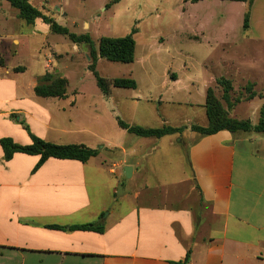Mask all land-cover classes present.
Masks as SVG:
<instances>
[{
	"label": "crops",
	"instance_id": "0c3cea01",
	"mask_svg": "<svg viewBox=\"0 0 264 264\" xmlns=\"http://www.w3.org/2000/svg\"><path fill=\"white\" fill-rule=\"evenodd\" d=\"M261 3L264 0H256L251 9L249 32L256 43H264V16L258 12ZM46 27L48 37L53 32ZM6 29L0 28V264H185L189 250L191 258L186 264H264V138L228 131L201 136L190 129L208 125L206 96L216 77L195 80L184 66V76L169 69L161 84L150 72L141 79L129 75L137 88L112 87L108 96L99 87L70 90V79L63 72L69 70L68 63L74 62L75 56H83L79 44L72 42L71 48L65 40L54 47L48 44L43 70L32 72L9 61L18 57L14 46H20L21 41L16 32L7 35ZM84 53L89 58L88 71L90 53ZM38 55H34L36 64ZM54 60L63 67L53 66ZM237 70L240 74L239 67ZM47 72L67 80L64 98L36 95L39 79ZM244 76L256 79L250 69ZM256 87L255 98H260ZM154 100L193 110L188 121L191 125L179 123L181 117L174 118L177 108L161 114L162 127L187 128L170 136L190 139L187 155L192 203L159 204L140 199L141 192L133 190L129 193L137 200L133 205L124 211L111 210L103 218L107 206L101 202L99 188L107 164L103 155L112 144L106 137L108 125L122 129L116 120L119 117L139 126L134 121L136 107ZM239 104L230 116L256 124L259 117L254 122L235 114ZM246 109L247 115L250 104ZM255 113L258 115L252 110ZM31 136L58 145H85L99 153L86 163L50 158L36 170L38 155L17 152L5 159L2 139L29 146ZM119 150L128 153L125 148ZM131 167L133 177L136 172ZM89 223L102 225L103 233L69 229Z\"/></svg>",
	"mask_w": 264,
	"mask_h": 264
},
{
	"label": "rangeland",
	"instance_id": "374dc122",
	"mask_svg": "<svg viewBox=\"0 0 264 264\" xmlns=\"http://www.w3.org/2000/svg\"><path fill=\"white\" fill-rule=\"evenodd\" d=\"M31 4L70 32L89 34L95 48H98L103 37L120 38L135 31V62L124 64L101 59L97 66L100 76L113 80L134 75L141 79L150 72L161 84L167 70L172 69L171 72L176 71L184 76L186 73L181 69L186 66L188 75L194 79L207 81L210 77H225L231 80L234 88L231 101L240 100L236 103H240V107L234 110L235 114L249 117L254 122L258 119L260 110L257 109L264 99L257 97L250 103L246 97L251 84H254L253 90L258 85L257 92L264 95V43L253 41V34L244 29L245 3L228 0H31ZM258 12L264 16V3L258 6ZM0 28H7V35L16 32L21 41L20 46H14L7 38L9 45L19 52L18 57L9 61L28 67L32 72L43 70L44 55L49 53L48 44L53 46L65 40L72 47V42L62 35L51 33L45 37L47 27L42 20H38L36 25H28L19 19L18 10L6 0H0ZM12 28L17 30L13 31ZM79 46L83 56H75L76 60L68 63L69 70L63 72L70 79L69 89H98L95 77L87 71L89 58L84 52H89L90 47L86 44ZM36 53H40L37 64L34 62ZM251 60L253 64L244 65ZM53 66L63 67L57 60H54ZM237 67L241 70L240 74ZM249 69L256 79L248 80L244 76ZM80 77L84 78L82 82L79 81ZM212 87L222 100V88L216 81ZM222 103L227 108L223 100ZM249 104L250 110L246 115ZM176 108L178 113L174 118L177 120L181 117L179 123L191 125L193 122L188 121L193 117V110L184 105H161L157 100L140 102L134 121L140 127L160 128L161 114ZM252 110L258 111V115H253ZM197 112L200 114L199 108ZM253 136L264 138V135L256 133ZM106 137L112 144L104 152L107 164L100 176L99 195L101 202L107 206L103 218L111 210L124 211L133 205L137 201L129 195L133 190L141 192L140 199H152L159 204L192 203L188 181L191 170L187 155L190 139L183 135L180 138H141L111 124L108 125ZM121 147L128 153L123 155L119 150ZM126 166H133L136 172L130 179L124 173ZM111 169L115 174L110 173ZM120 186L123 194L125 192L123 197L117 196ZM114 189L116 192L113 194Z\"/></svg>",
	"mask_w": 264,
	"mask_h": 264
},
{
	"label": "trees",
	"instance_id": "16d2710c",
	"mask_svg": "<svg viewBox=\"0 0 264 264\" xmlns=\"http://www.w3.org/2000/svg\"><path fill=\"white\" fill-rule=\"evenodd\" d=\"M13 8L18 10L19 18L25 21L28 25L35 24L37 20H42L50 27V30L55 34L66 36L71 42L76 44H86L90 47L89 57L91 63L89 70L95 76L97 86L106 96L110 94L111 88L119 89H136L137 82L132 78H116L108 80L100 76L97 71V63L99 59H106L110 62L131 64L135 61L136 40L133 31L131 34L120 38L103 37L100 39L99 46L96 49L93 46L92 39L89 34H76L69 31L68 28L59 25L53 18L46 17L39 9L31 4V0H6ZM118 1V0H115ZM232 2H242L246 4V13L244 16V29L250 28L251 9L256 0H228ZM218 86L222 88V100L227 104L224 107L213 87H209L206 96V115L208 125L190 127L191 131L200 134L201 136H209L220 131H228L232 134L237 133H256L264 134V104L259 111V120L256 124H252L250 120H239L230 116V110L240 100L231 101V93L233 92L232 81L221 77L216 80ZM68 82L54 73L47 72L39 79V83L35 88V93L39 97H54L64 98L67 91ZM254 84L248 86L246 100H253L257 93L253 90ZM264 98V95H260ZM117 123L120 128L141 138H156L161 139L166 136L182 134L187 128L163 126L160 128H144L140 126L129 125L122 119L117 117ZM32 143L29 146H19L13 143L12 140L4 138L1 140V145L4 149L5 159L10 160L17 152L28 155L40 156V161L37 164L38 169L44 162L50 158L77 160L83 163L89 159L96 157L99 153L97 149L89 148L85 145H58L44 141L38 137L31 136ZM50 228L63 229L61 226H49ZM73 230H89L103 233L104 227L98 223H89L83 225H75L69 228ZM191 250H189L185 259V264L190 261ZM175 264V263H172ZM181 264V263H176Z\"/></svg>",
	"mask_w": 264,
	"mask_h": 264
},
{
	"label": "water",
	"instance_id": "95a60500",
	"mask_svg": "<svg viewBox=\"0 0 264 264\" xmlns=\"http://www.w3.org/2000/svg\"><path fill=\"white\" fill-rule=\"evenodd\" d=\"M132 172H133V168H132V167L126 166V167L124 168L125 176H126L128 179H130V178L132 177ZM119 192H120V194L118 193L117 196L120 197L121 195H123V190H122V187H121V186L119 187Z\"/></svg>",
	"mask_w": 264,
	"mask_h": 264
},
{
	"label": "built area",
	"instance_id": "2783aa9c",
	"mask_svg": "<svg viewBox=\"0 0 264 264\" xmlns=\"http://www.w3.org/2000/svg\"><path fill=\"white\" fill-rule=\"evenodd\" d=\"M112 172H114V171H112Z\"/></svg>",
	"mask_w": 264,
	"mask_h": 264
}]
</instances>
